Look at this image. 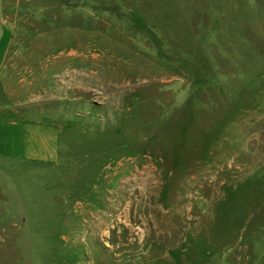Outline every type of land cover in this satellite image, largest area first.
<instances>
[{"label":"rangeland","instance_id":"obj_1","mask_svg":"<svg viewBox=\"0 0 264 264\" xmlns=\"http://www.w3.org/2000/svg\"><path fill=\"white\" fill-rule=\"evenodd\" d=\"M7 41L0 264H264V0H0Z\"/></svg>","mask_w":264,"mask_h":264},{"label":"crops","instance_id":"obj_2","mask_svg":"<svg viewBox=\"0 0 264 264\" xmlns=\"http://www.w3.org/2000/svg\"><path fill=\"white\" fill-rule=\"evenodd\" d=\"M2 47L4 48V50L2 52L3 54L0 55V71L3 70L5 64H7L6 60L8 59L7 49L9 48V41H7L6 43L1 42L0 48ZM21 134L23 135L24 142L23 141L21 142L19 140L20 142L18 141L15 142L14 144L17 145L18 148L21 147L23 150H25L28 156L31 158L40 157V154L42 153V147L38 145L39 140L35 135V131L29 130V126H26L23 129H21Z\"/></svg>","mask_w":264,"mask_h":264}]
</instances>
